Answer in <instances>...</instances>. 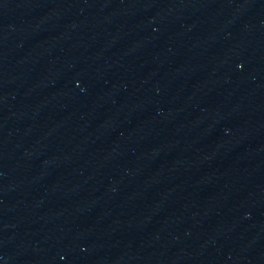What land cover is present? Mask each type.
<instances>
[{
	"label": "water",
	"instance_id": "1",
	"mask_svg": "<svg viewBox=\"0 0 264 264\" xmlns=\"http://www.w3.org/2000/svg\"><path fill=\"white\" fill-rule=\"evenodd\" d=\"M0 264H264V0H0Z\"/></svg>",
	"mask_w": 264,
	"mask_h": 264
}]
</instances>
